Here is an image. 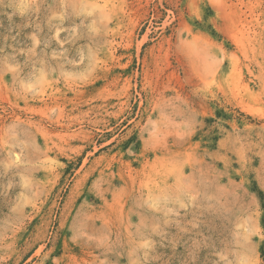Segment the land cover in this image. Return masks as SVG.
Here are the masks:
<instances>
[{
    "label": "rangeland",
    "instance_id": "374dc122",
    "mask_svg": "<svg viewBox=\"0 0 264 264\" xmlns=\"http://www.w3.org/2000/svg\"><path fill=\"white\" fill-rule=\"evenodd\" d=\"M0 264H264V0H0Z\"/></svg>",
    "mask_w": 264,
    "mask_h": 264
}]
</instances>
